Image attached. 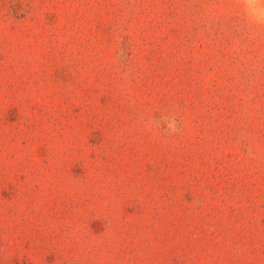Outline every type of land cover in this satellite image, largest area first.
Segmentation results:
<instances>
[{"label":"rangeland","instance_id":"rangeland-1","mask_svg":"<svg viewBox=\"0 0 264 264\" xmlns=\"http://www.w3.org/2000/svg\"><path fill=\"white\" fill-rule=\"evenodd\" d=\"M0 264H264V0H0Z\"/></svg>","mask_w":264,"mask_h":264}]
</instances>
